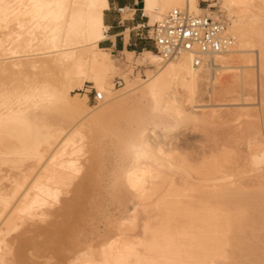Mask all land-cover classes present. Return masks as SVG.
Instances as JSON below:
<instances>
[{"label":"bare ground","instance_id":"1","mask_svg":"<svg viewBox=\"0 0 264 264\" xmlns=\"http://www.w3.org/2000/svg\"><path fill=\"white\" fill-rule=\"evenodd\" d=\"M140 2L148 26L179 8L224 21L234 44L198 65L148 49L119 60L98 46L108 0H0V264L48 251L66 252L64 264H264V0ZM86 83L96 105L79 93ZM127 110L133 124L101 184L94 129ZM183 124H230L223 135L238 146L181 149Z\"/></svg>","mask_w":264,"mask_h":264},{"label":"rangeland","instance_id":"2","mask_svg":"<svg viewBox=\"0 0 264 264\" xmlns=\"http://www.w3.org/2000/svg\"><path fill=\"white\" fill-rule=\"evenodd\" d=\"M201 6H203V5H205L206 4V2H204V1H202L201 3ZM141 51V50H140ZM139 52V51H138ZM112 54H114L115 55V57H117V59H119V60H122L123 59V54L122 53H120V51L119 52H112ZM119 66H120V64H118ZM145 68H148V66H145V65H135V67H134V70H132L133 71V74L135 75V76H137V75H139V77H141V78H146V76L144 75V74H146L144 71H145ZM120 69L121 70H123L124 72H127V70L125 71V69H124V66L122 65V67H120ZM116 78H120V79H122V81H123V78L121 77V76H118V75H115L113 78H112V82L114 83V79H116ZM124 83V82H123ZM123 85V84H122ZM121 85V86H122ZM121 86H119V87H121ZM116 88H119V87H117V86H115ZM85 89H87V90H85ZM89 90H90V92H89ZM91 92H93V89L91 90V84H89V83H86L83 87H82V89L81 90H79V93H81V94H86L87 95V97H88V100H86V102L89 104V105H96L97 103L96 102H92V99H91V95H92V93ZM255 102H256V100H255ZM203 103H205V102H203ZM219 106H223V105H219ZM219 106H218V108H219ZM224 107V106H223ZM223 107H221L220 109H222ZM125 110V109H124ZM125 112V113H124ZM118 111V113H116L115 114V116H113V117H111V118H107L106 117V119H107V121H106V119H103L104 120V123H101V122H103V121H101L100 123L101 124H103V127L101 128L100 126H98L99 127V129L98 130H101V131H96V128L94 129V131L95 132H101V133H99V134H95V136H98L99 137V140L100 139H102V141H99V140H97V142H99V143H101V144H98V143H96L95 142V147H93L92 149H91V151H94L93 153L94 154H92V160H91V163L93 164V166L92 167H94V169L92 168V167H90V168H92L93 169V171L97 168H99L100 169V166H101V169L99 170V172H98V170H97V172H95L96 174H97V177H96V175L95 174H93V171L91 170V172H92V174L94 175V181H98L99 182V180H100V182L99 183H101V184H103L104 183V180L105 179H107L106 177H105V175L106 174H108V173H110L112 170L110 169V167L112 166V164H113V160L115 159V156H116V154H117V150H119L120 148H121V144H120V141H121V138H123V136H125V134H124V132H125V129L127 130L126 131V133L128 132V135H129V131H128V127L127 126H131L132 124H133V120H132V118H131V116L133 117V114H132V112H131V110H130V112L127 110V112H129V113H126V111ZM131 113V114H130ZM110 117V116H109ZM106 121V122H105ZM102 126V125H101ZM190 125L189 124H183L182 126H181V128L178 130V135H179V137H178V135H177V139L178 140H176V143H177V145H178V147L179 148H181V149H192V148H195L196 146H197V144H199V143H203V141H201V140H204V142L206 143V144H208V143H210L211 141V143H213L214 144V146H211V144H208V145H210V146H208V145H206L205 143H203V145L205 144L207 147H219V145L220 146H225V147H233V146H235V144H236V147L235 148H237V143H235V144H233V146H232V142H235L234 141V139L232 138H226V137H224V135H230V132L232 131V129H230L231 127V125L229 124H227V126H229V127H227L226 126V124H225V126H221L220 124H218V125H216V127L217 128H215L214 129V127H213V129H214V131H216V133L217 134H219V136L215 133V132H212V131H208L209 130V128L208 129H205V130H207V131H199V130H197V129H200V127L198 128L197 127V129L195 128L194 129V127L193 128H190L189 127ZM128 129H127V128ZM192 127V126H191ZM221 127H224V128H221ZM226 127H227V129H226ZM194 129V130H193ZM206 132H207V134H206ZM220 132V133H219ZM209 133V134H208ZM211 133H213V134H211ZM228 133V134H227ZM193 134V135H192ZM206 134V135H205ZM222 134V135H221ZM224 134V135H223ZM128 135H126V136H128ZM203 135H204V137H203ZM213 136V138H212V136ZM214 135H217L218 136V140H217V138H216V136L214 137ZM93 136L94 135H91L90 137H92V138H90L89 137V140L91 139V142L93 143V140H96V138L98 139V137H96L95 139H93ZM101 137V138H100ZM199 137V138H198ZM209 137L210 138H212L211 140L209 139ZM229 137V136H228ZM221 138H223V139H221ZM93 139V140H92ZM194 139V140H193ZM216 139V140H215ZM187 140V141H186ZM207 140H209L210 142H208ZM214 140V141H213ZM227 141V143L226 142H224V141ZM231 140H233V141H231ZM200 141V142H199ZM216 141H219V143L218 142H216ZM220 141H223L224 142V144L222 143H220ZM230 141H231V143H230ZM179 142V143H178ZM188 142V143H187ZM201 143V144H202ZM218 143L219 145H217L216 146V144ZM98 144V145H97ZM105 144V145H104ZM212 144V145H213ZM227 144V145H226ZM229 144H231V146L229 145ZM102 146V147H97V146ZM202 145V146H203ZM205 145H204V147H205ZM106 146V148H104ZM184 146H185V148H184ZM189 146V147H188ZM198 146H200V145H198ZM188 147V148H187ZM207 147H205V148H207ZM216 148V149H217ZM222 147H220V149H221ZM234 148V147H233ZM98 149V150H97ZM209 149H211V148H209ZM219 149V148H218ZM89 156H90V154H89ZM88 156V158H90ZM86 157H87V155H86ZM98 162V163H97ZM104 164H103V163ZM96 163V164H95ZM99 165V166H98ZM104 165V166H103ZM98 166V167H97ZM103 167V168H102ZM105 167V168H104ZM85 170V169H84ZM84 170H82L83 172H84ZM83 174V173H82ZM81 174V176H79V177H82L83 175ZM91 175V174H90ZM89 175V178H91L92 176H90ZM99 176V177H98ZM78 177V178H79ZM77 178V179H78ZM93 179V178H92ZM92 179H90L91 181H92ZM98 179V180H97ZM76 180V179H75ZM79 180V179H78ZM102 180V181H101ZM76 182H77V180H76ZM76 182H75V184H76ZM93 182V181H92ZM98 182H96V183H98ZM74 184V185H75ZM70 187H72V186H70ZM71 189V188H70ZM100 195V194H99ZM72 196V192L71 191H69V192H67V194L65 195V194H63V198H70ZM100 201L102 202V203H105V206H104V209H103V213H106L107 215H108V217L109 218H112L113 216H117V213H119V207L117 206V203L116 204H114L115 202H113L114 200L113 199H111V197L109 196V193H107L106 192V190L104 189V187L103 188H101V197H100ZM130 204V203H129ZM60 205H55L54 207H53V209L54 208H57V207H59ZM117 208H116V207ZM127 206H129L128 205V203H127ZM119 209V210H118ZM110 214V215H109ZM101 219V222H100V224H98V225H103V221H105L104 220V218H100ZM40 223H42V224H44L43 222H40ZM96 223H99V222H94V224H96ZM99 230H101V228L99 229ZM45 236V235H44ZM42 239V236L39 238V237H37V238H35V242H38V241H40ZM65 254V255H64ZM37 256H38V258H36V257H33V256H30L31 258H33L34 260V262H36V260H37V262H36V264H64L65 263V257H66V255H67V253L66 252H59V253H51V252H43V254L42 253H37L36 254ZM44 257V258H43ZM58 258V259H57ZM44 259V260H43ZM42 260V261H41ZM55 260V261H54ZM43 262V263H42ZM63 262V263H62Z\"/></svg>","mask_w":264,"mask_h":264},{"label":"built area","instance_id":"3","mask_svg":"<svg viewBox=\"0 0 264 264\" xmlns=\"http://www.w3.org/2000/svg\"><path fill=\"white\" fill-rule=\"evenodd\" d=\"M140 28L145 30V38L152 41L153 50L164 61L190 55L193 64L198 65L205 55L225 52L234 44L224 21L192 15L179 8L171 9L153 25L142 24ZM122 84V79H114L115 86ZM91 93L92 102L102 99V94L95 89Z\"/></svg>","mask_w":264,"mask_h":264},{"label":"crops","instance_id":"4","mask_svg":"<svg viewBox=\"0 0 264 264\" xmlns=\"http://www.w3.org/2000/svg\"><path fill=\"white\" fill-rule=\"evenodd\" d=\"M140 6V0H108V7L103 13L107 36L100 40L98 46L110 49L111 52L123 49L134 52L143 49L153 50L152 41L145 38V30L140 28L142 24H146L147 19L142 14ZM123 7L128 8L126 15L121 11Z\"/></svg>","mask_w":264,"mask_h":264}]
</instances>
